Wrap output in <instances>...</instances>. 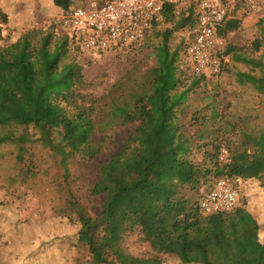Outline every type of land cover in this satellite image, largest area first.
I'll return each mask as SVG.
<instances>
[{
	"label": "rangeland",
	"instance_id": "rangeland-1",
	"mask_svg": "<svg viewBox=\"0 0 264 264\" xmlns=\"http://www.w3.org/2000/svg\"><path fill=\"white\" fill-rule=\"evenodd\" d=\"M90 1L75 0L73 5ZM52 5V0H0V49L6 52L17 48L24 40L25 49H35L43 31L61 12ZM236 15L242 22L228 34L227 45L249 50L259 36L264 9L255 12L241 8ZM172 26L164 23L161 27ZM54 27L58 36H64L60 27ZM188 34L187 26L176 30L170 38L171 45H180L183 49ZM158 41L153 31L137 49L109 52L95 59L71 48V58L83 68L85 84L76 91L83 97L76 94L59 100L47 96L27 120L13 117L14 112L25 113L20 95L10 94L8 89L0 92L3 103L0 132H14L25 139L23 162L17 159L18 143L0 144V256L3 259L11 264L23 261L72 264L89 259L87 250L71 239L55 244L53 252L27 258L43 241L72 229L71 222L63 217L67 212V197L72 193L91 214L110 212L102 250L105 259L113 264H184L178 255L183 248L194 249L201 243L218 242L224 226L221 214L201 211V190L174 188L167 176L170 167L167 148L176 124H184L189 132L193 131L189 122L191 106L201 102L204 95L220 91L223 111L229 102L236 104L242 90L228 70L201 83L200 94L192 95V105H185L182 113H178L179 121L174 116L171 93L161 92L153 104L159 109L148 121L143 120L138 130L137 122L119 127L113 132L111 149L91 159L79 155L69 158L68 174L61 165L60 155L42 144L34 127L37 117L49 118L52 137L57 143L65 137L64 143L72 150L87 138H99L102 134L95 122L102 113V97L116 82L143 75L155 67L153 45ZM182 55L184 60V51ZM19 61L14 60L3 69L15 72L11 68ZM23 63L24 60L20 66ZM234 65L231 61L229 70ZM238 65L243 67L241 63ZM23 102L26 113H30L34 106L28 100ZM195 158L201 159L202 153L198 151ZM255 188L254 183L245 181L240 185V193H251ZM251 196V204L259 201L257 195Z\"/></svg>",
	"mask_w": 264,
	"mask_h": 264
},
{
	"label": "trees",
	"instance_id": "trees-1",
	"mask_svg": "<svg viewBox=\"0 0 264 264\" xmlns=\"http://www.w3.org/2000/svg\"><path fill=\"white\" fill-rule=\"evenodd\" d=\"M74 1L52 0V4L63 13L73 6ZM236 11L219 26V36L226 39L229 33L240 27L242 21ZM196 22L194 3L186 7L169 4L165 7L164 19L154 24L142 43L129 47L131 50L139 48L154 31L159 38L153 45L156 66L143 75L116 82L102 97V113L95 122L97 131L102 134L99 138H87L76 149H68L69 145L63 141H66L65 137L60 143L52 137V122L49 118L35 119L34 127L39 132V140L60 155L66 174L69 172V158L79 155L91 159L111 149L113 132L117 128L137 122L138 130L143 120L148 121L159 109L153 104L161 92L171 93L174 116L178 120V113H182L184 106L192 105V95L200 94L201 83L219 75L190 72L186 55L182 60V51L186 54L189 34L183 49L180 45H171L170 38L176 30L187 26L189 32ZM164 23H172L173 26L161 27ZM54 26L52 23L43 31L32 53L29 70L37 85L31 102L34 109L30 113L14 112L13 117L27 120L31 113L42 106L40 102L47 96L59 100L76 94L83 97L81 93H76L85 84L83 68L70 55L71 48H75L76 52L79 49L68 36H58ZM224 56L228 61L223 71L228 70L242 90L236 104L229 102L223 111V98H219L220 91H215L204 95L201 102L191 106L189 122L193 131L189 132L184 124H176L167 148L170 162L167 176L174 188L181 186L194 191L201 190V196L212 189L218 179L224 177H240L243 182L254 183L256 188L251 193H240L237 206L220 213L224 226L218 242L205 243L194 249L185 247L179 252L184 264H264V20L259 22V36L253 40L249 50L229 44ZM26 60L25 57L24 62ZM231 61L235 65L229 70ZM160 111L167 110L160 108ZM4 142L18 143L20 154L17 159L22 162L25 160L22 155L25 150L22 145L25 142L23 135L0 132V144ZM222 149L227 151L225 161L221 160ZM198 151L202 153L201 159L195 158ZM252 194L259 198L253 204L249 201ZM73 195L67 197V212L63 216L71 222L72 229L43 241L27 258L31 259L32 255L38 256L47 251L53 252L55 244L71 239L89 253V259L72 264H113L105 259L102 250L105 232L111 221L110 212L105 210L93 215ZM0 264L11 263L0 256Z\"/></svg>",
	"mask_w": 264,
	"mask_h": 264
},
{
	"label": "built area",
	"instance_id": "built-area-1",
	"mask_svg": "<svg viewBox=\"0 0 264 264\" xmlns=\"http://www.w3.org/2000/svg\"><path fill=\"white\" fill-rule=\"evenodd\" d=\"M190 3L196 6L197 22L187 37L185 55L189 70L207 76L220 74L228 59L224 56L227 41L219 36V26L237 9H264V0H92L73 5L53 19L78 47V53L95 59L142 43L154 24L164 19L167 5L186 7ZM226 158L227 151L223 149L221 160ZM242 182L240 177L218 179L201 196L199 208L207 214L233 209Z\"/></svg>",
	"mask_w": 264,
	"mask_h": 264
},
{
	"label": "crops",
	"instance_id": "crops-1",
	"mask_svg": "<svg viewBox=\"0 0 264 264\" xmlns=\"http://www.w3.org/2000/svg\"><path fill=\"white\" fill-rule=\"evenodd\" d=\"M55 10L58 9L56 8ZM25 43L26 40H24L23 43L20 44L21 46L18 45L17 48L12 47V49L6 52L0 49V62H2L0 67V92L2 90L8 89L10 94L13 95L19 94L21 99L20 104H22L25 107V111H26V106L23 101L24 100H28L30 102L33 101V94H35L37 91V85L33 80L31 69L29 70V67L32 63V56H33L32 53L34 49L33 48L32 50L25 49L24 46ZM25 57L27 60L20 66V64L23 62ZM19 59H23V60L19 61ZM14 60L19 61L18 64L16 63V66L14 67L12 66L11 68L12 71L15 72L11 73L8 72L6 69H3V67L6 68L8 64H13ZM18 86H23V87H18ZM13 98L16 102H19L18 100L15 99V97Z\"/></svg>",
	"mask_w": 264,
	"mask_h": 264
}]
</instances>
